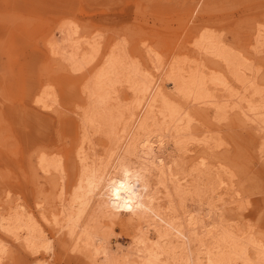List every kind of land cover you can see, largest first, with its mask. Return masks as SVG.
<instances>
[{
	"label": "bare ground",
	"instance_id": "6f19581e",
	"mask_svg": "<svg viewBox=\"0 0 264 264\" xmlns=\"http://www.w3.org/2000/svg\"><path fill=\"white\" fill-rule=\"evenodd\" d=\"M263 26L252 33L254 51L263 53L258 58L262 64ZM66 30L63 41L49 42V49L73 71H83L90 59L81 61L97 43L89 41L86 52L77 38L78 28ZM194 35L199 55L209 53L214 61L188 62L182 57L189 53L186 40L178 53L163 63L160 73H155L141 62L130 63L124 48L114 46L84 87L87 106L81 112V141L75 146L80 170L72 168L69 196L62 192L57 197L60 208L53 213V225L57 233L66 230L73 251L96 264H264L263 230L254 224L248 226L249 222L247 226L238 223L247 215L246 210L261 207L260 201L256 203L259 208L254 207L239 190L250 170L235 158L243 157L246 151L238 144L234 157L229 148L233 141L218 137L219 132L212 133L215 137L208 132L200 137L195 122L201 120L204 111L193 108L213 106L218 120L234 111L249 126L258 128L261 137L255 156L263 160L264 90L259 88L257 72L247 73V54L234 52L221 36L208 30H197ZM152 50L148 48L145 53L154 63ZM231 81L238 84L236 91ZM121 83L127 85L128 95H122ZM44 98L36 102L49 108ZM96 135L106 139L104 150L98 151L97 139L92 138ZM216 148L228 154L219 166L199 154V150L213 153ZM37 164L55 186L68 169L64 159L43 153ZM21 213L16 221L31 217L26 211ZM123 217L134 227L133 247L126 253L119 245H112L107 231L114 224H125ZM4 218H0L2 230L14 233L18 227L15 219ZM23 228L16 232V238L22 234L28 249L53 250L50 237L44 236L46 243L38 246L34 228L30 224ZM3 247L0 241V253Z\"/></svg>",
	"mask_w": 264,
	"mask_h": 264
},
{
	"label": "rangeland",
	"instance_id": "374dc122",
	"mask_svg": "<svg viewBox=\"0 0 264 264\" xmlns=\"http://www.w3.org/2000/svg\"><path fill=\"white\" fill-rule=\"evenodd\" d=\"M66 23L69 25L65 26ZM61 25L62 29L57 31ZM263 25L264 0H0V218L15 219L18 225L10 234L0 224V241L4 246L0 264H37L45 259L47 264H96L72 250L73 243L68 241L66 230L57 233L53 213L60 208L58 195L64 192L69 196L72 168L80 170L75 146L81 141V112L87 106L84 87L96 76L114 46L124 48L130 63L141 62L142 67L149 66L160 73L163 63L175 56L186 40L189 53L182 52V57L188 62L214 61L209 53L199 55L194 35L197 30H208L209 34L221 36L234 52L247 54V73L257 72L259 88L264 90V64L258 60L263 53L254 51L256 43L252 35ZM74 26L86 52L89 41L97 43L81 62L90 61L83 71L77 72L49 49V42L63 41L66 28ZM148 48H154V63L145 53ZM231 83L236 91L238 84ZM119 87L122 95L130 92L125 83ZM216 93L221 94L219 90ZM39 97H46L44 100L50 107H40L36 102ZM193 108L204 111L201 120L195 122L200 137L206 132L210 135L219 132L218 137L233 141L229 148L234 157L236 145L246 151L243 157L235 158L239 165L250 170L249 178L238 189L254 207L259 208V201L261 207L246 210L247 215L241 216L238 223L254 224L264 234V159L255 156L260 130L249 126L234 111L218 120L213 106L204 107L205 110ZM92 138L97 139L98 151L105 149L107 141L103 136ZM199 151L217 166L227 154L217 148L213 153ZM42 153L52 159H64L68 165L57 186L47 180L37 164ZM190 203L187 202L189 207ZM24 211L31 219L16 221ZM126 219L123 217L125 224L120 222L107 228L109 234L114 233L109 236L112 245H119L124 253L132 249L134 234L133 225ZM28 224L34 228L38 246L46 243L44 236L52 239V251L40 247L35 252L24 246L22 234L16 238V232L23 231Z\"/></svg>",
	"mask_w": 264,
	"mask_h": 264
}]
</instances>
